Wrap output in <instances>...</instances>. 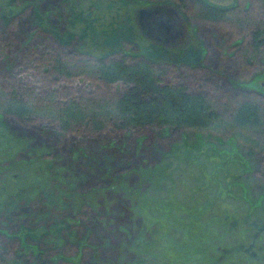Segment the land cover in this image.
Listing matches in <instances>:
<instances>
[{
	"label": "rangeland",
	"instance_id": "374dc122",
	"mask_svg": "<svg viewBox=\"0 0 264 264\" xmlns=\"http://www.w3.org/2000/svg\"><path fill=\"white\" fill-rule=\"evenodd\" d=\"M14 1V12L29 8L13 29L0 25V118L8 128L6 144L13 146L0 148V169L14 167L16 174L13 178L10 172L11 186L0 199L21 189L50 187L56 205L31 203L10 211L4 216L10 219L7 226L0 220L2 230L9 236L20 224L43 216L68 223L79 245L66 236L57 247L44 239L50 246L45 257L53 259L60 251L64 258L54 264H264L240 251L226 252L252 242L253 232L245 226L229 227L233 218L248 212L264 223V147L252 129L239 130L230 121L244 97L264 105V33L258 48L250 41V31L264 27V0H239L241 7L226 20H210L194 10L189 15V8L179 4L202 63L193 72L166 66L164 80L172 85L188 74V91L200 93L219 117L173 135L169 149L153 129L114 130L110 119L117 116L121 84L97 80L96 64L82 54L81 41L62 48L32 25L30 9L37 2L42 17L62 31L66 0ZM156 1L161 0L137 3ZM124 49L135 51L129 45ZM57 60L69 77L54 71ZM12 89L24 101L27 122L5 112ZM70 100L84 117L106 120L105 130L91 132L85 118L62 131L60 109ZM144 174L152 180L142 181ZM187 193L192 196L188 203ZM249 200L250 208L244 203ZM64 202L68 207L62 210ZM255 243L263 253L264 231ZM20 250L0 231V264Z\"/></svg>",
	"mask_w": 264,
	"mask_h": 264
},
{
	"label": "trees",
	"instance_id": "16d2710c",
	"mask_svg": "<svg viewBox=\"0 0 264 264\" xmlns=\"http://www.w3.org/2000/svg\"><path fill=\"white\" fill-rule=\"evenodd\" d=\"M132 1L66 0L67 27L62 31L51 26L49 21L42 17L36 2L30 9L32 25L40 33L48 35L56 45L62 48H68L73 44V41H81L82 54L92 58L96 64L97 71L94 75L97 80L104 85L121 84L123 87L121 98L114 106L117 116L110 119L114 130L139 132L153 129L157 139L168 141L169 149L172 147V144L169 143L173 135L180 134L184 128L205 127L209 121H215L219 115L209 109L200 93L188 91L186 83L188 74L178 76L176 84L170 85L164 80L168 74L166 66L180 65L192 72L193 69L200 67L202 63L201 49L196 45L194 38H191L180 49L166 48L161 44L157 45L145 40L136 28L134 10L138 4ZM14 4V0H0V25L3 28L9 26L11 28L22 10L29 8L26 4L21 10L14 12ZM214 14L211 17L216 15ZM262 33H264V27L259 25L253 35V45L257 48L259 43L256 42V38ZM126 45L135 51H126L124 49ZM127 57L133 58L134 61L127 63L125 61ZM57 62L54 63V71L64 77H69L68 69L62 66L58 60ZM12 90L13 93L8 98V107L5 112L27 122L28 112L25 110L24 101L18 97V92L15 89ZM246 98L239 101L230 121L239 130L252 129L251 131L260 140L261 146L264 147V105ZM60 111H62L59 117L62 131H67L71 123L82 124L83 119L86 118L83 111L71 100ZM86 119L91 132L105 130L106 120L95 115ZM7 129V125L0 118V148L4 145L7 146ZM255 143L258 144L256 140ZM7 147L13 146L8 144ZM175 164L178 162L175 161ZM12 168L14 167H11L10 170L9 168L0 169V194H4L11 181L9 175ZM15 175L12 173L13 178H16ZM178 176L177 173V179H179ZM150 179L152 180V176L145 174L142 177V181L145 183ZM52 192L50 187L30 192L21 189L17 194H9L4 201L0 199V220L3 218L5 220L1 221V224H9L10 219L4 216L21 206L35 203L47 208L53 207L56 205V201L53 199ZM186 196L188 203L192 196L189 193ZM244 203L247 204V207L252 205L250 200ZM67 207V202L60 206L62 210ZM42 218H35L31 223L20 224L9 236L0 227V231L8 240L16 241L21 247L19 252L10 254L4 264H54L57 258L64 259L60 251L53 255V259H48L43 255L50 247L45 244V238L52 242V246L56 247L65 236L69 237L70 244L79 245L78 239H75L76 236L72 234L71 226L68 223L48 218L43 220L44 218ZM261 220L258 217L251 219L247 212L241 214L240 218L235 217L228 222L230 228L239 223L241 226H245L247 233L252 231L253 234L251 243L245 246L238 245L226 252L240 251L254 261L263 260L264 252L260 253L262 248L259 245L255 246L257 234L264 231V223ZM26 254L30 259L26 257Z\"/></svg>",
	"mask_w": 264,
	"mask_h": 264
},
{
	"label": "flooded vegetation",
	"instance_id": "af4514ba",
	"mask_svg": "<svg viewBox=\"0 0 264 264\" xmlns=\"http://www.w3.org/2000/svg\"><path fill=\"white\" fill-rule=\"evenodd\" d=\"M133 1L135 3H137V1L139 2V0ZM179 4L187 7V9L189 8V15L190 13L193 14L192 11L194 10L198 16L204 15L210 20H226L224 18L225 15H228L231 11L236 12V10L241 7V2L239 0H161L154 3L138 4L134 10V18L139 8H148L142 19L140 29L136 25L141 36L151 43L157 45L161 44L166 48L180 49V47L185 46L191 40L192 34L195 33L192 27L191 29L187 27L186 21H188V16L182 12ZM154 8H156V10H154ZM152 9L155 12H152ZM241 10L243 13L245 12L244 9ZM212 14L215 16L211 17ZM164 23L170 27L168 31H164L163 28L160 27V24ZM235 23L234 20L228 21V24L232 25V27L236 26ZM255 29L250 31L251 42L254 41L253 35ZM259 37L256 38V42H260Z\"/></svg>",
	"mask_w": 264,
	"mask_h": 264
},
{
	"label": "water",
	"instance_id": "95a60500",
	"mask_svg": "<svg viewBox=\"0 0 264 264\" xmlns=\"http://www.w3.org/2000/svg\"><path fill=\"white\" fill-rule=\"evenodd\" d=\"M147 7L145 8H139L137 11H136V25L138 26V28L140 29V26H141V22H142V19L143 17L145 16L146 12H147ZM154 10H156V8H154ZM152 12H155L153 11V9L151 10ZM160 27L163 28L164 31H168V29H170L169 26H167L165 23L164 24H160ZM262 87H264V84L261 83L260 84Z\"/></svg>",
	"mask_w": 264,
	"mask_h": 264
}]
</instances>
